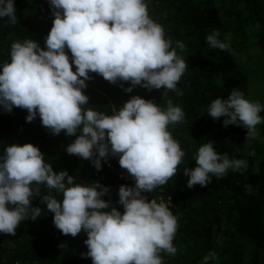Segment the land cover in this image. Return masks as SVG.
I'll return each mask as SVG.
<instances>
[{"label": "clouds", "instance_id": "clouds-1", "mask_svg": "<svg viewBox=\"0 0 264 264\" xmlns=\"http://www.w3.org/2000/svg\"><path fill=\"white\" fill-rule=\"evenodd\" d=\"M53 25L45 39L46 50L27 39L13 42L10 62L0 71V106L6 112L13 107L26 109V121L37 114L52 134L62 131L80 134L66 147L70 155L89 160L99 170L101 160L119 156V165L135 180L134 186L121 185L118 195L123 213L102 197L109 189L98 182L77 184L66 170L54 172L45 163L39 148L26 143L7 146L0 155V233L15 235L25 219L35 221L42 214L33 207L32 198L40 197L53 223L64 235L87 233V257L92 264H163L161 252L175 255L172 241L177 218L169 206L148 200L142 193L153 192L177 173L185 157L180 144L168 131L170 124L185 120L181 107L167 100L162 109L153 100L132 96L111 114L85 108L89 72L101 75L110 83L130 82L124 91L140 86L161 89L182 96L177 83L187 69L177 54L185 44L165 37L164 29L148 13L145 0H49ZM14 0H0V18L17 23ZM213 30L206 37L211 48L225 51L227 41ZM72 56L71 64L65 48ZM75 65V71L72 70ZM122 86V85H121ZM259 102L244 98L233 90L227 99H214L207 110L213 120L223 117V124L247 129L246 139L256 138V126L264 123ZM214 142L198 148L195 167H184L187 187H202L212 177L221 179L228 170H246V159L219 154ZM235 151L239 152L240 148ZM255 155V151L249 152ZM40 185L55 189L62 199L41 196ZM251 191V185H245ZM215 252L204 256L202 264L216 260Z\"/></svg>", "mask_w": 264, "mask_h": 264}, {"label": "trees", "instance_id": "trees-1", "mask_svg": "<svg viewBox=\"0 0 264 264\" xmlns=\"http://www.w3.org/2000/svg\"><path fill=\"white\" fill-rule=\"evenodd\" d=\"M150 18L161 25L165 37L185 44V50L177 48V54L187 63V69L177 83L183 92L178 96L169 91L162 96L163 88L147 90L136 86L124 91L130 82L110 83L101 75L89 72L86 88L88 97L85 108L111 114L112 107L119 109L132 96L153 100L162 109L167 100L179 106L185 120L170 124L168 131L185 152L177 173L167 183L149 192L147 199H169V207L177 218V231L172 241L176 254L161 252L163 264H202L209 252L217 259L208 264H264V161L256 164L246 159V170H228L225 177H212L206 186L187 187L188 177L184 167H195L198 148L209 141L219 154L244 159L235 151L246 139L247 129L238 125L224 126L221 117L213 120L207 115L208 107L216 98L227 99L235 89L246 98L247 79L234 66L229 50L240 51L251 42L264 53V0H145ZM17 23L0 18V71L10 62L13 42L32 39L46 50L45 39L53 25V9L49 0H14ZM218 30L222 41L229 43L225 51L211 48L206 37ZM71 64L72 56L65 48ZM75 71V65L72 64ZM122 85V86H121ZM26 109L13 107L6 112L0 106V155L12 144L31 143L39 148L45 163L54 172L66 170L77 184L92 185L98 182L109 189L102 199L123 213L119 200L121 185L133 186L119 172L108 168L118 156L109 155L101 160L97 170L89 160L70 155L66 147L76 136L63 131L54 135L36 118L28 122ZM259 115L264 118V110ZM264 134V124L261 127ZM245 185H251L247 191ZM41 196L51 194L58 200L62 194L40 185ZM33 207H40L42 214L35 221L23 220L16 234L0 233V264H92L84 241L87 233L77 236L64 235L53 223V213L47 211L40 197H33Z\"/></svg>", "mask_w": 264, "mask_h": 264}, {"label": "rangeland", "instance_id": "rangeland-1", "mask_svg": "<svg viewBox=\"0 0 264 264\" xmlns=\"http://www.w3.org/2000/svg\"><path fill=\"white\" fill-rule=\"evenodd\" d=\"M229 54L235 68L247 79L246 99L264 106V53L250 42L240 51L229 50ZM263 124L256 126L255 139L251 141L245 139L238 147L244 159H251L256 164L264 161V134L261 132ZM252 150L255 151V155H249Z\"/></svg>", "mask_w": 264, "mask_h": 264}, {"label": "built area", "instance_id": "built-area-1", "mask_svg": "<svg viewBox=\"0 0 264 264\" xmlns=\"http://www.w3.org/2000/svg\"><path fill=\"white\" fill-rule=\"evenodd\" d=\"M118 161H119V156L116 158V161H115L114 163H112V162H111V163H108V164H107V167L110 168V169H112V168L116 169V170L119 172L120 176H121L124 180L129 181V182L134 186V184H135V180H134V178L131 177V175L127 172L126 169H123V168L120 167ZM148 193H149V192H147V193H142V195H144V196L147 197V196H148ZM152 199H155L158 203H160V202H164V203H166L169 207L171 206V203H170L169 199L164 200V199H162L161 197H153Z\"/></svg>", "mask_w": 264, "mask_h": 264}]
</instances>
